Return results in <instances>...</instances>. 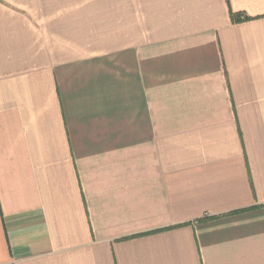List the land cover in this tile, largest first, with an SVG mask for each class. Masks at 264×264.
<instances>
[{
	"label": "crops",
	"instance_id": "0c3cea01",
	"mask_svg": "<svg viewBox=\"0 0 264 264\" xmlns=\"http://www.w3.org/2000/svg\"><path fill=\"white\" fill-rule=\"evenodd\" d=\"M0 264H264V0H0Z\"/></svg>",
	"mask_w": 264,
	"mask_h": 264
},
{
	"label": "trees",
	"instance_id": "16d2710c",
	"mask_svg": "<svg viewBox=\"0 0 264 264\" xmlns=\"http://www.w3.org/2000/svg\"><path fill=\"white\" fill-rule=\"evenodd\" d=\"M232 16H233V18H235V17H236V14H233V13H232ZM245 18H246V17H245Z\"/></svg>",
	"mask_w": 264,
	"mask_h": 264
}]
</instances>
